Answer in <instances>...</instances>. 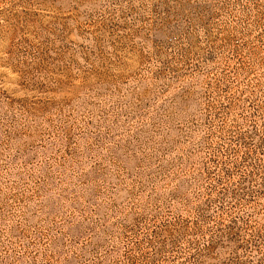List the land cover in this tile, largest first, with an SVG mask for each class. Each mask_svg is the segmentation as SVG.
Segmentation results:
<instances>
[{"label":"rangeland","instance_id":"obj_1","mask_svg":"<svg viewBox=\"0 0 264 264\" xmlns=\"http://www.w3.org/2000/svg\"><path fill=\"white\" fill-rule=\"evenodd\" d=\"M0 264H264V0H0Z\"/></svg>","mask_w":264,"mask_h":264}]
</instances>
